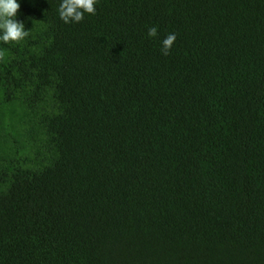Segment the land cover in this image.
I'll use <instances>...</instances> for the list:
<instances>
[{
	"label": "trees",
	"instance_id": "16d2710c",
	"mask_svg": "<svg viewBox=\"0 0 264 264\" xmlns=\"http://www.w3.org/2000/svg\"><path fill=\"white\" fill-rule=\"evenodd\" d=\"M19 2L0 264H264V0Z\"/></svg>",
	"mask_w": 264,
	"mask_h": 264
},
{
	"label": "clouds",
	"instance_id": "9594fccd",
	"mask_svg": "<svg viewBox=\"0 0 264 264\" xmlns=\"http://www.w3.org/2000/svg\"><path fill=\"white\" fill-rule=\"evenodd\" d=\"M99 0H60L58 15L64 24H78L85 15L95 16ZM19 0H0V42L3 44H19L29 37L25 23L18 20ZM149 38L158 35L156 26L148 28ZM177 39L176 33L167 34L161 41V53L169 55ZM5 61L3 50H0V62Z\"/></svg>",
	"mask_w": 264,
	"mask_h": 264
}]
</instances>
